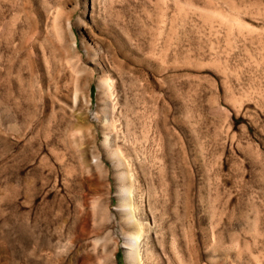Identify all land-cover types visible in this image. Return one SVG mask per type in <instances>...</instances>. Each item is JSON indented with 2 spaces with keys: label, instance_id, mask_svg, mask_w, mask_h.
Segmentation results:
<instances>
[{
  "label": "rangeland",
  "instance_id": "obj_1",
  "mask_svg": "<svg viewBox=\"0 0 264 264\" xmlns=\"http://www.w3.org/2000/svg\"><path fill=\"white\" fill-rule=\"evenodd\" d=\"M127 185L143 264H264V0H0V264H131Z\"/></svg>",
  "mask_w": 264,
  "mask_h": 264
},
{
  "label": "bare ground",
  "instance_id": "obj_2",
  "mask_svg": "<svg viewBox=\"0 0 264 264\" xmlns=\"http://www.w3.org/2000/svg\"><path fill=\"white\" fill-rule=\"evenodd\" d=\"M121 191L123 193V208L125 209V212H124L125 221L134 226L133 232L129 234L127 232H126L127 234L125 233L127 235L125 240L129 246V250L127 252L128 258L131 264H143L142 257H141V248H142L141 244L142 243L144 244V242H142V235L145 232V230H143L144 225L142 226V222L140 221L141 219L140 220L138 219L137 217L138 215L136 216V213H135L136 211L134 210V207H133L134 202L132 203L131 195L134 189L132 191V186L127 185Z\"/></svg>",
  "mask_w": 264,
  "mask_h": 264
}]
</instances>
